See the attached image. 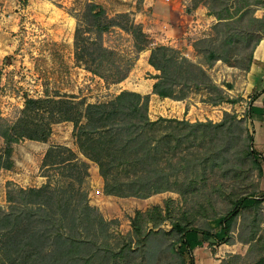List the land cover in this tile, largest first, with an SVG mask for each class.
I'll use <instances>...</instances> for the list:
<instances>
[{"label": "trees", "instance_id": "16d2710c", "mask_svg": "<svg viewBox=\"0 0 264 264\" xmlns=\"http://www.w3.org/2000/svg\"><path fill=\"white\" fill-rule=\"evenodd\" d=\"M193 1L196 8L198 0ZM202 5L217 21L211 28L212 37L193 44L196 54L204 58L203 64L187 59L179 50L151 46L126 14L108 17L92 2L85 3L74 29V62L106 85L124 81L132 65L119 72L114 52L102 42L103 34L117 27L132 35L135 52L150 51L148 64L158 72L152 77L153 95L184 101L190 93L204 91L210 105L224 103L223 90L206 70L217 61L228 63L229 53H237V47L250 46L243 71L249 70L253 51L264 39V17L255 16V10L264 9V0H205ZM110 71L115 74H106ZM75 99L27 97L13 123L0 113V170L12 168V145L23 139L45 143L52 125L58 122L72 123L75 145L85 160L97 166L106 196L147 199L174 192L184 197L197 182L199 172L226 164L239 148L254 159L262 157L252 150L248 111L243 119L234 112H224L218 123L162 117L151 121L148 95L124 90L105 102L87 104ZM42 170L46 179L42 186L8 188L6 192L8 207L0 210V264H119L133 254L134 250H100L94 240H88L108 222L88 203L86 161L67 147L54 146L46 151ZM260 205L261 199L254 193L232 200L231 209L218 222L222 237L172 223V230L180 234L177 249L185 247L190 264H194L192 252L200 241L212 247L228 243L242 209ZM251 227V234L239 238L248 246L245 255L230 254L219 264H264V228L261 222Z\"/></svg>", "mask_w": 264, "mask_h": 264}, {"label": "rangeland", "instance_id": "374dc122", "mask_svg": "<svg viewBox=\"0 0 264 264\" xmlns=\"http://www.w3.org/2000/svg\"><path fill=\"white\" fill-rule=\"evenodd\" d=\"M86 2L102 7L108 17L126 14L129 22L139 26L142 31L144 25L137 14L146 15V21L152 27L159 20L153 16V6L145 0H0V113L4 120L13 123L19 117L27 97L73 96L76 102L84 100L88 104L108 101L124 90L149 96L148 116L151 121L162 117L191 123H218L224 112H234L239 119L245 117L244 105L234 106L245 100L233 96L229 98L228 91H233L235 82L242 83L250 46L237 47V53L236 50L229 53L228 63L217 61L206 70L212 82L223 90L227 98L225 104H219L227 109L225 111L214 108L218 105H210V97L204 91L192 92L184 101L176 103L154 96L150 88L154 75L146 69V52L150 54V51L135 52L132 35L117 27L103 34V45L114 52L119 72L122 73L129 64L132 66L124 81L106 85L97 76L77 66L73 59L74 29ZM193 2L189 0L191 7ZM204 2L198 0L197 7L206 9L202 5ZM255 16L264 17V9L255 10ZM213 20L206 27L201 21L196 22L202 30L187 39L191 50L186 52V47L170 48L179 50L195 63L203 64L204 58L196 54L193 44L212 37L211 28L217 23L215 18ZM167 24L171 26L169 22ZM143 33L151 39V46L169 47L165 43H155L159 35L154 31L152 34L155 37L151 33ZM216 64L231 70L228 77L218 73V69L214 71ZM113 73L115 71L106 72ZM235 74H239L237 79ZM232 101L235 103H230ZM72 130V123L58 122L52 125L51 135L45 143L23 139L12 145V168L0 170V210L8 207V188L42 186L46 182L42 170L46 151L54 146H64L74 152L79 160L87 162L89 176L85 189L88 203L108 222L88 240H94L100 250H134L119 264H190L187 249L182 246L180 250L177 249L180 234L172 230L171 224L207 230L222 237L218 222L231 209L232 200L251 193L261 199V205L255 209H242L233 223L228 243L212 247L200 241L192 252L194 264H219L230 254L244 256L248 246L240 243L239 238L251 234L253 223L261 222L264 228V151L261 158L254 159L242 154L239 148L226 164L199 172L197 182L191 191L187 188L189 192L184 197L166 192L147 199L118 198L103 193V182L98 176L97 167L79 153ZM247 132L252 134L250 127ZM2 146L0 139V148ZM252 150L254 152V148Z\"/></svg>", "mask_w": 264, "mask_h": 264}, {"label": "crops", "instance_id": "0c3cea01", "mask_svg": "<svg viewBox=\"0 0 264 264\" xmlns=\"http://www.w3.org/2000/svg\"><path fill=\"white\" fill-rule=\"evenodd\" d=\"M145 1L153 6V16L155 19L159 20L155 21L154 27H152L147 23L146 15L143 13L137 14L140 18V23L144 25L143 31L147 34H152V31H154V34L159 35L155 43H165L164 45L180 49L181 47H186V52L192 48L190 43L187 42V39L194 37L202 30V27L198 23L196 24V22L201 21L206 27V24L214 21L213 17L206 14V9L204 7L199 6L197 8H192L189 5V0H184L182 2L174 0L169 4L165 3L163 0H155V2H153V0ZM167 22H169L171 26H169ZM152 36L154 35L152 34ZM185 55L188 57V54ZM148 58L149 52L147 51L146 60H148ZM213 68L214 71L218 69L217 72L222 73L225 77H228V71H231L222 64H216ZM146 69H149L148 71H150L152 75L158 74L149 64H147ZM212 70L213 69L210 71ZM236 76L239 77V74H235V79L238 78H236ZM242 78V83L239 84L235 82L233 91H228L229 98L233 96L245 100L244 103L239 101L234 104V106L243 104L244 108L243 106L241 108L245 109V112L248 111V122L252 131L251 135L254 143L253 148L257 153L262 154L264 151V39L255 47L249 70L243 73ZM153 83L154 80L152 79V84ZM152 84H150L151 91ZM173 102L176 103L179 101ZM214 108H222V111L227 110L224 107H220V105Z\"/></svg>", "mask_w": 264, "mask_h": 264}, {"label": "built area", "instance_id": "2783aa9c", "mask_svg": "<svg viewBox=\"0 0 264 264\" xmlns=\"http://www.w3.org/2000/svg\"><path fill=\"white\" fill-rule=\"evenodd\" d=\"M164 2H166V3H169V2H171L172 0H163Z\"/></svg>", "mask_w": 264, "mask_h": 264}]
</instances>
